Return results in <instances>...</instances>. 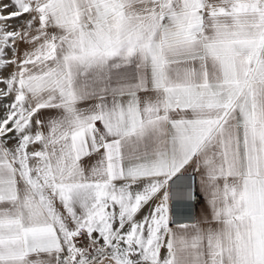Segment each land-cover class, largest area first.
I'll use <instances>...</instances> for the list:
<instances>
[{
	"label": "snow or ice",
	"instance_id": "snow-or-ice-1",
	"mask_svg": "<svg viewBox=\"0 0 264 264\" xmlns=\"http://www.w3.org/2000/svg\"><path fill=\"white\" fill-rule=\"evenodd\" d=\"M9 68L0 264H264V0H0Z\"/></svg>",
	"mask_w": 264,
	"mask_h": 264
},
{
	"label": "crops",
	"instance_id": "crops-1",
	"mask_svg": "<svg viewBox=\"0 0 264 264\" xmlns=\"http://www.w3.org/2000/svg\"><path fill=\"white\" fill-rule=\"evenodd\" d=\"M20 23L19 21H15L14 24H18ZM28 46L27 45H24V44H21L20 45V52L23 53V51L27 48ZM13 69L12 68H9L7 69L6 71H3V72H0V76H7ZM0 87H3L2 84H0ZM4 103H8V101H4ZM92 103L91 101H88V102H85L84 104L81 105V107H87L88 104ZM46 116L47 115H56V113L54 111H45L44 113ZM3 115V108H0V116ZM96 160V157H91V158H85L83 160V164L86 166V167H89L91 166ZM186 191V187L184 184H177L175 187H174V192H173V195H174V199H176L177 201L181 200L184 193ZM201 205V206H200ZM199 206V207H198ZM206 204L204 202V200L197 204L196 208H195V213L193 215V219L196 218V214L199 213V215L201 216H207V215H210V211H206ZM178 218L181 219V216H179Z\"/></svg>",
	"mask_w": 264,
	"mask_h": 264
},
{
	"label": "built area",
	"instance_id": "built-area-1",
	"mask_svg": "<svg viewBox=\"0 0 264 264\" xmlns=\"http://www.w3.org/2000/svg\"><path fill=\"white\" fill-rule=\"evenodd\" d=\"M187 175V173L185 174ZM180 201V200H179ZM203 201V198L202 196H198L197 197V200L194 202V208L192 209V215H191V218L193 219V215L195 213V208L197 206V204L201 203ZM188 218V215L187 213H185V215H181V219H187Z\"/></svg>",
	"mask_w": 264,
	"mask_h": 264
},
{
	"label": "bare ground",
	"instance_id": "bare-ground-1",
	"mask_svg": "<svg viewBox=\"0 0 264 264\" xmlns=\"http://www.w3.org/2000/svg\"><path fill=\"white\" fill-rule=\"evenodd\" d=\"M201 206V205H200ZM199 207V206H198Z\"/></svg>",
	"mask_w": 264,
	"mask_h": 264
}]
</instances>
